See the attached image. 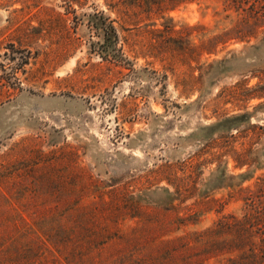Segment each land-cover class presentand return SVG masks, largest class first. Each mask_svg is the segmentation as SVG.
Wrapping results in <instances>:
<instances>
[{
    "label": "rangeland",
    "instance_id": "374dc122",
    "mask_svg": "<svg viewBox=\"0 0 264 264\" xmlns=\"http://www.w3.org/2000/svg\"><path fill=\"white\" fill-rule=\"evenodd\" d=\"M263 188L264 0H0V264H236Z\"/></svg>",
    "mask_w": 264,
    "mask_h": 264
},
{
    "label": "trees",
    "instance_id": "16d2710c",
    "mask_svg": "<svg viewBox=\"0 0 264 264\" xmlns=\"http://www.w3.org/2000/svg\"><path fill=\"white\" fill-rule=\"evenodd\" d=\"M175 1L184 2L185 0ZM262 196L264 195L257 196L252 193L248 198L250 199V204L248 205L250 209L247 210L242 218H237L234 215L225 216L215 226L214 232L219 236L220 245L230 243V246L233 247L234 243H237L235 246L240 247L244 252V255L234 260L233 263L264 264V238L256 240L258 235H264V199H262ZM260 223L263 231H260L261 229L258 227ZM213 230L210 229L208 231L212 233ZM224 234L230 235L232 239L222 240L221 237ZM227 262L231 264V261Z\"/></svg>",
    "mask_w": 264,
    "mask_h": 264
}]
</instances>
